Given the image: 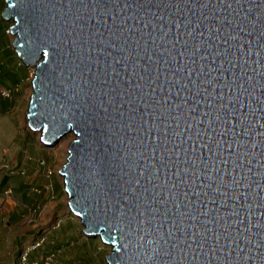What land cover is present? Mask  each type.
Returning a JSON list of instances; mask_svg holds the SVG:
<instances>
[{
  "label": "water",
  "instance_id": "obj_1",
  "mask_svg": "<svg viewBox=\"0 0 264 264\" xmlns=\"http://www.w3.org/2000/svg\"><path fill=\"white\" fill-rule=\"evenodd\" d=\"M28 129L71 134L66 207L107 264H264V0H5Z\"/></svg>",
  "mask_w": 264,
  "mask_h": 264
},
{
  "label": "rangeland",
  "instance_id": "obj_2",
  "mask_svg": "<svg viewBox=\"0 0 264 264\" xmlns=\"http://www.w3.org/2000/svg\"><path fill=\"white\" fill-rule=\"evenodd\" d=\"M4 7V1L0 0V85L2 84L3 86L9 88L14 85L13 83L17 84L15 87L16 93L12 97L13 100L11 109H7L10 103L4 106L0 105V151L4 149L8 151L7 155L4 156V163L6 166L11 168L17 164L18 160L23 158L24 163L27 162L26 166H41L44 167L45 171H50V176H43L44 180L41 182V187L42 185L45 188L48 187V190L45 191V193H48L50 196L53 193H56L57 197L52 200L65 207V215L68 214L74 216L67 210V197L63 191V181L60 176V172L63 165L66 163L68 156L69 143L74 139V137L71 134L66 135L62 138L61 142L52 146L51 144L55 141H41V137L38 132L29 131L28 119L26 115L28 102L32 94L30 82L32 75L34 74V70H32L30 66L24 65L14 52L13 40L15 37L10 34L9 30L12 23L10 20L5 21L3 19L2 12ZM17 63L26 69L27 76L23 74L24 69H20ZM63 142H66V148H63ZM59 155H62V165L59 164ZM42 161L43 164L41 165L40 163ZM34 175H36L35 172ZM32 179V177H29L27 181L30 182ZM14 181H16V179H14ZM30 187L36 188V186H28V188ZM38 187L40 186H37V188ZM13 202L10 201L4 208H1L0 206V264H19L17 250L21 251L24 247L32 244L29 243L26 246H23V243L20 241L21 239L18 237L23 231V227L26 226L27 220H19L18 223L11 221V224H8L7 222L8 209L14 207ZM66 220V217H60V231L64 233H71V242L73 241L76 245H81L84 241L74 235L76 233L74 232L73 225ZM73 223L74 225H79L78 233L81 234L83 226L75 218ZM52 224L53 223L50 222L45 227H48L49 230L52 227ZM41 236L42 235H39V237ZM86 241L87 242L85 243L90 244L88 245L89 249H92V247L94 249L97 243L98 248L100 249L99 259H101L103 264H107L105 258L110 252V249L104 246L98 238H89ZM50 245L52 246V244ZM13 249L16 250L14 255ZM40 250H42V248H40ZM38 252L39 250L37 249L31 254L35 253V255H38Z\"/></svg>",
  "mask_w": 264,
  "mask_h": 264
},
{
  "label": "crops",
  "instance_id": "obj_3",
  "mask_svg": "<svg viewBox=\"0 0 264 264\" xmlns=\"http://www.w3.org/2000/svg\"><path fill=\"white\" fill-rule=\"evenodd\" d=\"M21 184L20 182L16 186V192L18 194L14 196L15 202L10 200L13 202L14 207L8 209V224L11 221L18 223L19 220H27L26 226L23 227V231L18 236L21 239V243L29 244L33 242L37 236L46 234L48 236L47 241H54V243H51L52 246L47 244L46 241L43 246L38 248V255H35V253L30 255L31 260L44 255L51 248H58L60 252L56 255V264H103L101 259H99L100 249L97 243L94 249L93 247L89 249L88 245L90 244L85 243L89 238L83 233H78L79 225H74L73 219L68 217L67 213V215H65V207L52 200L57 197L56 193H53L51 196L45 193V191L40 194H31L29 192H24ZM1 199L0 206L4 208L10 201L5 198ZM61 216L66 217V221L73 225L74 232L76 233L74 235L84 241L81 245H76L73 241L71 242L72 234L61 232L60 226L55 229H53L52 226L49 230L48 227H45L48 223H54L60 219ZM40 248H42V250H40ZM15 252L16 250L13 249V255Z\"/></svg>",
  "mask_w": 264,
  "mask_h": 264
},
{
  "label": "trees",
  "instance_id": "obj_4",
  "mask_svg": "<svg viewBox=\"0 0 264 264\" xmlns=\"http://www.w3.org/2000/svg\"><path fill=\"white\" fill-rule=\"evenodd\" d=\"M17 65L19 66L20 69H24L23 71V74H25L27 76V71L26 69L19 65V63H17ZM2 82V81H1ZM13 82V81H12ZM14 85L13 86H10L9 88L8 87H5L3 86L2 84L0 85V89H8V90H11L12 91V97L13 95L16 93L15 91V87L17 86L16 83H13ZM11 97V99H0V105L4 106V105H7L8 103H10L8 105V108L7 109H11V104H12V100L13 98ZM42 150V149H41ZM41 165L43 164V161L40 163ZM27 165V162L24 163L23 161V158H21L20 160L17 161V164L14 166V167H11L9 169L5 168V167H0V199L2 198V195H3V191L7 188V187H11L12 190H13V197L16 196V194H18L16 192V186L18 185V183H22V190L24 192H29V193H42L44 192V188L43 185L41 187V182L44 180L43 179V176H46L47 177V174L46 172L48 170L45 171L44 167H30V165L26 166ZM35 170V171H34ZM41 171H42V174H41ZM44 171H45V174H44ZM34 172L36 173V175H34ZM33 178L30 182L27 181L28 178ZM14 179H16V181H14ZM25 182V183H24ZM28 186H36V188L34 187H30L28 188ZM37 186H40L37 188ZM59 193V192H58ZM57 195V194H56ZM15 198V197H14ZM2 200V199H1ZM68 217H71L73 220L75 218V216H72V215H68ZM76 219V218H75ZM60 221V219H58ZM52 223V222H51ZM55 223V222H54ZM53 223V224H54ZM11 224V223H9ZM59 226L61 227V223L59 224ZM58 226V227H59ZM57 227V228H58ZM45 236V241L44 243L47 241L48 239V236L47 234L44 235ZM36 239V238H35ZM34 239V241H35ZM33 241V242H34ZM31 242V243H33ZM43 243V244H44ZM51 243H54V241H47V244H51ZM42 244V246H43ZM23 246H26L27 244H22ZM22 246V247H23ZM38 249V248H36ZM35 249V250H36ZM58 248H51L49 251H47L46 253H50L52 252L53 250L56 251ZM18 251V256H19V253L20 251ZM34 251V250H33ZM32 252V251H31ZM31 252L29 253V256H28V259L31 260L30 258V254ZM18 258V257H17Z\"/></svg>",
  "mask_w": 264,
  "mask_h": 264
},
{
  "label": "built area",
  "instance_id": "obj_5",
  "mask_svg": "<svg viewBox=\"0 0 264 264\" xmlns=\"http://www.w3.org/2000/svg\"><path fill=\"white\" fill-rule=\"evenodd\" d=\"M12 91L8 90V89H0V99H11L12 97ZM7 150L4 149L2 151H0V167H5L7 169H9L8 166H6V164L4 163V156L7 155ZM51 172L48 171L47 172V177L50 176ZM48 190V187L45 188V191ZM2 198L5 199H9L11 201H15L14 197H13V190L11 187H7L4 191H3V195ZM59 225V220L55 221V223L52 225L53 229L57 228ZM45 241V236L42 235L41 237L37 236L35 241L24 247L20 253H19V264H56L55 262V258L57 253L60 252L59 249H57L56 251H52L50 253H45L44 255L40 256L39 258H36L34 260H29L28 256L29 253L33 250H35L36 248H39L42 246V244Z\"/></svg>",
  "mask_w": 264,
  "mask_h": 264
},
{
  "label": "bare ground",
  "instance_id": "obj_6",
  "mask_svg": "<svg viewBox=\"0 0 264 264\" xmlns=\"http://www.w3.org/2000/svg\"><path fill=\"white\" fill-rule=\"evenodd\" d=\"M3 1H5V0H3ZM11 34V33H10ZM15 37V36H14ZM35 65H36V63H34ZM35 65L34 66H31V65H28V66H30L31 68H32V70H34L35 71ZM34 76V74L32 75V77ZM46 141H50V140H48V139H45ZM62 141V138H60V139H58V140H56L55 142H53L51 145L52 146H54L56 143H59V142H61ZM72 141V140H71ZM71 143V142H70ZM70 143H69V146H70ZM64 144V147L63 148H66V142L64 143H62V145ZM59 164L60 165H62L61 163H62V155H59ZM60 176H61V178H62V181L64 180V176L63 175H61L60 174ZM20 256H18V258H19Z\"/></svg>",
  "mask_w": 264,
  "mask_h": 264
},
{
  "label": "clouds",
  "instance_id": "obj_7",
  "mask_svg": "<svg viewBox=\"0 0 264 264\" xmlns=\"http://www.w3.org/2000/svg\"><path fill=\"white\" fill-rule=\"evenodd\" d=\"M16 56H17V54H16Z\"/></svg>",
  "mask_w": 264,
  "mask_h": 264
}]
</instances>
